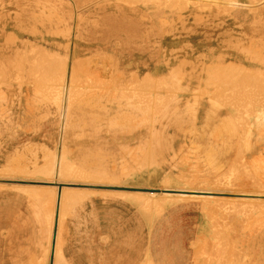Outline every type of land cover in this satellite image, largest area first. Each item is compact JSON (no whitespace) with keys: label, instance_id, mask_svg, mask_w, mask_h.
<instances>
[{"label":"rangeland","instance_id":"obj_1","mask_svg":"<svg viewBox=\"0 0 264 264\" xmlns=\"http://www.w3.org/2000/svg\"><path fill=\"white\" fill-rule=\"evenodd\" d=\"M7 1L8 0H0V34L4 35L0 41V64H2L0 69V122L4 123L1 119H3L2 116L6 115L5 110L7 112V110L12 108L24 110L31 109L32 107L39 109L38 113H44L46 111V113L51 112L52 114H56L61 120V111L59 110V104L57 108L54 93L59 88V78L62 75V71H65V66L67 68L72 59L75 63L72 82L74 87L78 88L80 91L77 98H80V100L83 98L86 99L90 94L96 95L97 98L100 93H104L106 96H110L106 97V101L104 100V103L107 104V108H109L114 106L116 102H119V100H114L112 98L111 95L113 93H117L123 97V105L120 108V113L117 112L115 117L113 116L114 112L108 114V110L107 112L101 110L102 115H97L95 119H92V113L95 115V113L98 112L93 110L94 105L89 104L86 107L84 115V126L79 128V130H84L80 131V133H84L85 137L90 136L91 138V132L94 131L93 126L103 125L102 129H100V135H97L96 138L99 141L107 139L108 142L106 144L108 146L105 149L97 150L95 147H88L84 150L85 152L94 151L107 155L109 161L111 160L110 165L115 164L116 170L121 176L117 179H98L97 181H93V178H81L78 174H74L76 176H60L55 178L54 168L51 173L45 172L43 175L35 176V170L40 167L37 165L38 162L44 163L49 156L55 153L58 154L61 135L57 131L55 134L56 137H54L53 134L43 139H29L23 137L20 141L21 145L17 146L14 154L11 153L9 156L7 155V161L22 163L23 167L21 169H2L0 173V182L17 179H43L47 182L57 181L62 183L63 186L68 185L76 189L90 186V183L95 182V184H103L104 182L106 184H119L121 185L120 187L123 186L131 189H158L161 193H157V197L154 196L152 202H163L164 200L161 199L165 195L162 193V189L166 187L180 188L183 187V185L190 187V185L183 183L179 185L171 183L169 184L170 186H167L168 184H166L165 181L168 176H171L173 180L174 178L181 180L183 175L184 177L190 175L193 177L194 181L197 182L211 180L207 177L201 178L204 175L201 167H203L208 160H206L207 152L201 150L202 144L200 140L202 139L196 132L198 127L195 129L196 131H192L193 128H191L189 123H182V121L177 122V120L180 119L175 117L174 114H167L165 111L164 113H158L165 107L171 110L174 103V101L168 100L166 97L163 98L161 102H158L160 100L157 98L159 93L163 94V96L165 93L166 96H168L172 94L175 87L179 85H184V87L188 86L187 81L190 79L193 88L197 89L201 86L200 90L196 92L204 93V89L211 91L213 96L224 106L221 107V110L223 114H226V112H224L226 111V107L231 110L232 108H240V106H236V103H231L232 98H237L233 94L234 89L239 85L242 86V84L243 86H246V84L249 86L251 84L250 88L248 87V89H250L249 91H251L249 97L253 96L251 100L247 101L250 105L252 104V106H247L249 118L256 120V118L261 116L264 112V98L261 97L264 96V92H262L264 91V79L261 78L264 76V0H241L240 7L246 12L245 16L248 19H252V23H256L253 31L250 26L247 25L250 32H246V29H244L245 27L239 24L234 16L229 15L228 12L235 10L231 8L232 5H218V0H210V3H196V0H61V2L57 3L50 2L51 0H9L11 4L15 2V4H13L15 10H8L6 8ZM103 4L108 5L110 10L87 9L88 6L99 7ZM255 4L258 5L256 8H254ZM141 7L148 9L153 7V13H157V17H154L150 12L144 11ZM114 8L116 10L121 9L124 12L126 11L125 8L132 12H138L135 16L128 14V12L125 13V15L128 14V18L133 19V22L125 23L126 25L132 24L131 27H128V29L132 30V33H130V35L126 31L122 33V37L126 41L124 47H126L128 51L141 52L139 53L142 54L139 56L140 58H153L156 61L157 59H173V64L183 62L186 72L179 73L181 78L180 82L177 79L174 83L163 82L166 80L170 81L168 75H159L157 79L154 78L153 80L143 79L146 73L152 70V67H155V65H150L151 67L142 66L139 68V71L137 70L139 73L135 74H139V79L143 80L140 81L141 83L139 81L134 83V80L138 78L135 75L116 70L115 66L118 64L117 60L104 54L105 52H102L101 49H99L100 52L97 50L89 52L87 56L77 57V55L74 58L71 57V44L77 35L80 36L77 40L83 42L82 45H88L92 36L96 37V35L103 34L104 31L110 32L112 39H116L114 36L115 27L123 29L124 27L121 23L114 22L113 17L116 16ZM104 12L107 14V18H104ZM245 16L243 15V17ZM8 18H11L14 25L7 26ZM152 18L154 22L151 21ZM23 36H30L32 38L37 37L40 38V40L36 42H24L20 39L23 38ZM116 36L119 37L121 35ZM128 37H130V39H128ZM54 39H57L56 43L53 41ZM142 44H144V47H142ZM123 49L125 50V48ZM244 49H248L250 58H245ZM236 54H238L239 57L236 56ZM9 59L12 65L7 63ZM231 61H235L238 64L244 62V64L252 65V69H254H251V71H255L258 74L262 73L263 76L261 74L255 75L254 72L250 75L249 72H247V70L250 69L246 71L242 69L243 71L240 72L241 75H243L242 78L239 74L233 75V72L224 74V68L218 67V62L225 66L228 64H236ZM241 66L244 65L241 64ZM22 68H27L26 72L20 73L23 79H14L13 77L17 74L16 71ZM5 69L11 72L6 73ZM167 69L168 67L162 65L161 69L159 68V73L165 72ZM243 72L247 75H244ZM201 76L205 78L204 81L200 83L196 81V78ZM249 76L254 79L256 76H261V80L257 77L255 79H258L257 81H250L251 78ZM237 77L240 78V84L238 83ZM253 86L256 89L253 88ZM184 87L182 88L184 89ZM178 89L177 87L176 90ZM255 90L258 94L262 93L259 96L256 93L257 96L262 99H256L258 97L255 95ZM235 91H237V89ZM184 92H186V90H184ZM138 94L144 95L145 101H148L147 105H143L139 102L140 99L137 97ZM26 101L28 106L24 105ZM255 102L256 104L253 105ZM19 103L22 106H17V104L20 105ZM162 103L164 104L162 105ZM12 104L16 105V107L12 106ZM254 107L258 110L255 109L254 111ZM112 118L116 120H110ZM112 123L116 125L112 127ZM198 124H201L200 121ZM154 126L156 129H152ZM86 128L91 131H85ZM108 128H122L127 130L132 128V131H137V137L133 140L129 138L124 140V137L119 138L118 135L115 136L116 133L112 131V129L111 131H107L106 129ZM239 132L242 134L239 137V141L241 137L245 139L249 135V131L246 132V130ZM90 138L88 140H90ZM175 139H177V141H175ZM210 140L212 142V138H210ZM6 141H8V139H6ZM28 141H34L36 143H29ZM43 142L45 143L41 145L40 143ZM5 145L7 146V144ZM247 148L248 146L242 143L240 145L237 144L234 150H239L243 154L248 153ZM130 150L132 151L131 153L129 152ZM239 155L241 154L233 153L232 161L222 162L225 164L226 168L224 172L230 169V165L234 163L235 160L239 159ZM113 158H116V161L114 159L115 162ZM154 158L157 159L158 164H153L151 162V159L154 160ZM249 159V165L256 175V177L253 178L256 181L252 182L254 181L253 178H250L243 170H238L240 168L236 167V170L231 172L233 185L228 186V188L231 187V189H226V192H250L247 191V187L251 186L249 189H253L254 187L257 189L260 186L259 184L264 183V169H255L256 165L253 163L254 160L251 157ZM32 164L36 165L34 166L35 170L25 169V166L29 167L32 166ZM181 166L186 167L183 169L182 173H178L176 170ZM215 166L218 168V164H215ZM122 171H124L123 175L121 174ZM172 172H176L177 174ZM64 175L66 174L64 173ZM219 175L218 173V177ZM249 182H251L252 185L256 184V186L252 188ZM246 183L249 185L246 186ZM95 195L116 194L104 192ZM117 196L125 199V197L120 194ZM131 201L145 213H157L154 206H151L153 209H149L147 204L144 206V204L139 205L134 200ZM168 204L169 203H167V205ZM164 206H166V204ZM229 209L230 208L221 211L223 212L221 215L218 214L221 213L218 211V213H212L213 215H220V217L218 216L219 218L210 215L213 211L210 213L207 212L209 214L207 216L206 210L204 209V224H202L204 227L201 232H205V235H203V237H205L210 236V232L213 231L214 239L212 236H210L211 238L206 237L208 239L207 241L206 238L202 237L203 239L201 241L205 239L208 242V244H204L205 241L202 243L198 238L196 242V255L198 251V242H200L199 245H206L204 248H207L206 250L208 251L211 247L213 252H216L218 246L222 242L220 245V247L222 246L221 251L228 254L227 256L230 258L226 257L224 254L226 259L217 261L215 254L209 251L211 254L209 255L210 258L207 260H212L211 256H213V253V258L215 257L214 261L216 260L217 264H225L226 262L228 264H244L246 260L244 257L243 259L241 257L244 255V252H247V249H243V247H248L244 242L245 238H247L246 232L251 227L250 223L260 218V223L257 225V232L260 237H264V217L262 215L256 217L258 214H262L261 212L248 217L247 214H243L244 216H242L241 211L238 209H236L235 212ZM237 210L239 211V215L236 212ZM68 211L69 209L66 213ZM215 211L216 210H214V212ZM218 219L221 221H218ZM230 220L232 222L234 221V226H232ZM247 220L248 222H246ZM239 221L241 222L239 223ZM212 222L215 226L218 225L217 228L220 227V230L215 228V226L211 227L213 226ZM220 222H222V224L224 223L223 226L221 225L222 229L223 227L226 228V225L228 226L227 229L224 228L222 231L219 225ZM210 227L218 231L211 230ZM231 230L233 231L232 233ZM219 231L222 232L220 233ZM216 234L218 235L216 236ZM215 236L218 237V241H216ZM210 239H212V243ZM208 245H210L209 249L207 247ZM213 245L217 248L215 251L213 250L215 249ZM196 255L195 260L197 264L199 261ZM208 261H204L203 264L212 263H208ZM216 262L214 263L216 264Z\"/></svg>","mask_w":264,"mask_h":264},{"label":"crops","instance_id":"obj_2","mask_svg":"<svg viewBox=\"0 0 264 264\" xmlns=\"http://www.w3.org/2000/svg\"><path fill=\"white\" fill-rule=\"evenodd\" d=\"M50 2L57 3L61 0H51ZM12 3L15 4V2ZM13 4L8 0L6 8L15 10ZM87 9L109 11L110 7L103 4L99 7L88 6ZM141 9L157 17V13H153V7L149 9L141 7ZM125 10L124 12L121 9H115L116 16L113 17V20L121 23L124 27V29L115 27V40L112 39L110 32L104 31L103 34L96 35V37L92 36L88 45H82L83 42L77 40L80 38L77 35L71 44V57L74 58L77 55V57L87 56L89 52L95 50L100 52L99 49H101L102 52H105L104 54L117 60L118 64L115 67L118 71L135 75L139 79V74L135 73H139L140 67L155 65L152 70L146 73L143 79L153 80L154 78L157 79L159 75H168L170 78L168 82L174 83L176 79L180 82L179 73L186 72L183 62L173 64V59H157L156 61L153 58H140L139 56L142 54L139 53L141 52L128 51L124 47L126 41L123 39L122 33L124 31L129 35L132 33V30L128 29L132 24H125L133 22V19L128 18V14L135 16L138 13L126 8ZM126 12L128 14L125 15ZM228 13L245 27L246 32H250L247 26L248 20H244L236 11ZM103 16L107 18L105 12ZM151 21L154 22L153 18ZM251 24L254 23L251 22ZM9 25H14L11 18H8L7 21V26ZM116 35L121 36L117 37ZM3 37L4 35L0 34V41ZM20 39L24 42L40 40V38L30 36H23ZM53 41L56 43L57 39ZM142 47H144V44H142ZM243 51L245 52V58H250L248 49ZM236 56L239 57L238 54ZM231 62L237 65L228 64L225 66L218 62V67L224 68V74L238 69H250L248 71H251L253 67L244 64V62L239 64L235 61ZM7 63L12 65L10 59ZM74 64L71 59L68 67L65 66V71H62L59 78V88H56L57 90L54 93L57 108L59 104V110L61 111V120L56 114L46 113V111L38 113L39 109L33 107L24 110L12 108L7 112L5 110L6 115L2 116L3 119H1L4 123L0 122V173L2 169H21L23 167L22 163L7 161V155L14 154L17 146L21 145L20 141L23 137L43 139L52 134L56 137L55 134L58 131L61 135L58 154L55 153L56 155L49 156L44 163L38 162L37 165L40 167L37 170H35L34 166L36 165L34 164L32 166L28 165L29 167L25 166V169L35 170V176H40L45 172L51 173L54 168L55 178L68 177L67 172H64V165L67 166L66 159L77 169L89 173L93 177L99 179L120 178L121 175L116 170L115 164L110 165L111 160L109 161L107 155L94 151L85 152L84 150L88 147H95L99 150L108 146L106 144L107 139L99 141L96 138L97 135H100V129L103 125H92L94 131L91 132V138L90 136L85 137L84 133H80L84 130H79V128L84 126V115L89 104L94 105L93 110L98 112L95 115L92 113V119H95L97 115H102L101 110L106 112L108 110V114L114 112L113 116L115 117L117 112L120 113L123 97L113 93L112 98L119 100V102L109 108H107L104 100L106 101V97L110 96H106L104 93L97 94V98L94 94H90L86 99L80 100V98H77L80 91L74 87L72 82ZM241 64L244 66H241ZM162 65L168 67V69L159 73V68L161 69ZM234 67L236 68L234 69ZM26 70L27 68L17 70V74L13 78L16 80L23 79L20 73L22 74ZM5 72L10 73L11 71L6 70ZM204 78L202 76L197 77L196 81L201 83ZM138 79H135L134 83L143 80ZM187 82L188 86L181 85L184 89L180 85L177 86L180 91L170 99L174 101L172 109L169 110L165 107L158 113H164V111L167 114L172 113L180 119L177 122L189 123L193 128L192 131L197 130L196 132L202 139L200 140L201 150L207 152L206 160H208V164L206 163L201 167L204 173L201 178L207 177L212 181L218 178V168L225 171V164L222 162L232 161L233 153L238 152V150H234L235 146L227 154L221 152L222 159L219 163L218 135L222 134L221 132L224 133L228 126L236 121V118L228 107L224 111L226 114H223L221 107L224 106L213 96L211 91L204 89V93L196 92L200 90L201 86L196 89L191 86L192 81L190 79ZM177 87L175 88L177 89ZM137 97L140 99L141 104H148L144 95L138 94ZM157 98L160 99L159 95ZM24 105L28 106L27 101ZM12 106L16 107L14 104ZM17 106L22 105L17 104ZM113 119L116 120L115 118L110 120ZM199 121L200 125L198 124ZM115 125V123H112V127ZM109 126L111 127L110 124ZM197 127L198 129H196ZM252 127L248 130L249 133H253L254 129ZM111 129L106 130L111 131ZM152 129H156V127L154 126ZM238 130L239 128L236 127L234 133L233 127H231V135L229 136L232 139H239ZM85 131L91 130L86 128ZM112 131H115V136L124 137V140L127 138L133 140L137 137V131H132V128H129V130L112 129ZM89 138L90 140H88ZM210 138H212V142ZM28 142L36 143L34 141ZM44 143L40 144L43 145ZM246 145L248 146L247 149L254 150L249 147L248 137ZM256 152L257 154H264V150ZM247 158L249 159V157ZM114 159L116 161V158H113V161ZM151 162L158 164L156 158L151 159ZM215 164H218V168ZM185 167L181 166L176 171L182 173ZM124 171H122V175ZM172 173L177 174L176 172ZM103 184L90 183V186L76 189L68 185L63 186L62 183L57 181L47 182L43 179H17L0 182V264H196V242L200 235H205V232H201L204 227L202 225L204 224V200L202 198L192 197L177 201L166 205L159 213L148 214L131 200L117 196L119 194L86 196L89 190L104 188ZM118 188L122 190L134 189L132 191L160 192V190L152 188H150L151 190L149 188L131 189L123 186ZM64 191L71 192L72 198L65 206V213L68 209L69 211L62 218L64 205L61 197ZM59 252H61V257L58 256Z\"/></svg>","mask_w":264,"mask_h":264},{"label":"bare ground","instance_id":"obj_3","mask_svg":"<svg viewBox=\"0 0 264 264\" xmlns=\"http://www.w3.org/2000/svg\"><path fill=\"white\" fill-rule=\"evenodd\" d=\"M137 1H140V0H137ZM210 0H196L195 2L196 3H210L209 2ZM214 1V0H213ZM211 1V2H213ZM217 1V0H216ZM223 1V2H222ZM227 1V2H226ZM218 5H221V6H225L226 4L228 5H232L231 8H234L235 10H231L232 12L236 11L240 17H242L244 20H248V26H250V28L254 29V25L255 24H251V20L252 19H248L246 16H245V11L240 7L241 6V0H218ZM216 3V2H215ZM264 3V2H263ZM258 5L255 4L254 5V8H256ZM186 7V5H185ZM253 7V6H251ZM242 12V13H241ZM253 14V13H252ZM243 15L245 17H243ZM236 67H234L235 69ZM241 68V67H239ZM238 69V68H237ZM231 70V69H230ZM243 70H234L233 71V75H237L239 74V76H242L240 72H242ZM246 71V70H245ZM232 70L229 72L231 73ZM249 74L251 75V73H255V75H262V73H257L255 71H248ZM227 73V74H229ZM244 73V72H243ZM246 73H244L245 75ZM247 75V74H246ZM253 75V74H252ZM245 77V76H244ZM250 77V76H249ZM259 77L258 79H260L261 76H256V78ZM236 78V77H235ZM234 78V79H235ZM238 78V77H237ZM247 78V77H245ZM251 78V77H250ZM249 78V79H250ZM255 78V79H256ZM262 79H264V76L261 77ZM233 79V80H234ZM244 79V78H243ZM254 78H251L250 81H254L255 80ZM257 79V80H258ZM237 80V79H236ZM235 80V81H236ZM239 80L240 78H238V83H239ZM245 80V79H244ZM255 80V81H257ZM261 80V79H260ZM242 81V80H241ZM254 81V82H255ZM163 82H166V83H169L167 80L166 81H163ZM263 82V81H262ZM232 83V82H231ZM237 83V82H236ZM246 83V82H245ZM253 83V82H252ZM257 84H259L258 82H256ZM234 84V83H233ZM240 84V83H239ZM242 84V83H241ZM255 84V83H254ZM235 86H237L236 84H234ZM251 85V84H250ZM250 85L248 86V84H246V86L242 84L237 86L236 89L237 91H235L236 89H234V96L237 97L236 99L235 98H232V102L231 103H236V106H240V108H232V112L233 114L235 115V118H236V121L233 122V124H230L228 126V129L226 131L221 132L222 134H219L218 135V145H219V149H218V161L220 162L221 159H222V154H227L228 152H230L234 146H236L237 144L240 145V144H247V138H240V141L238 138L236 139H232L231 136V127H233V130H234V133L236 131V127L239 128L238 130V135L240 134V136L242 135L239 131H244L246 130V132L252 127V129L254 128V131L253 133H249V135L247 136L248 137V144H249V147H251L252 149H254L253 151H251L250 149H248V153H241L239 150L237 153H240L241 155H239V162L238 160H235L234 163H232L230 166V169L227 170L226 172L222 171L221 169L222 168H218V173L220 174L218 178L212 180V181H206V182H197V181H194L193 177L190 176V175H186L184 177V175L181 177V180H177V179H171V176H168L166 178V184H168L167 186H170L169 184L171 183H175V184H188L190 185V187H186L185 185H183V187H180V188H172V187H166L164 189H162V193L165 195L162 197L161 200H164L163 202H159V201H155V202H152L153 200V197L156 196L157 193L159 192H156V191H132V190H122L118 187L120 186H117V185H114V184H103V186H105L104 188H101L100 189H94V190H89V192L86 193V196H91V195H94L96 193H115V194H120L122 195L123 197L125 198H128V199H131V200H134L135 202H137L139 205H142L144 204V206L147 204L149 206V209H153L151 208V206L155 207L156 208V212H161L163 209H164V205L167 203L171 204V203H174V202H177V201H181V200H184V199H189V198H192V197H200L204 200V210L206 213L207 212H211L210 215L212 216H217L216 218H219L221 214H223V212L221 211H224L228 208H230L231 210H233L235 212L236 209H238L239 211H241L242 213V216H244L243 214H247L248 217H251L253 215H255L256 213H259L261 212L262 214H258L256 217L258 216H263L264 217V183L262 184H259V188H253V186H256V184H253L251 182H249L251 185H252V188L253 189H249V187H247V191H250V192H245V193H241V192H226L225 190L226 189H231V187L228 188V186L230 185H233V180L231 179V175L232 173L231 172H234V170H236V167H239L240 169L238 170H243V172H245L247 174V176H250V178H253V177H256V175L254 174V172L252 171V168L251 166L249 165V159L247 157H251L252 159H254L253 163L256 165L255 166V169H264L263 168V165H264V155L262 153H258L256 151H262L264 150V112L261 114V116H258L256 118V120H253V118H249V111H248V108L247 106L250 105L247 101L251 100L252 99V96L249 97V93L251 91H249L250 89H248V87L250 88ZM255 86V85H254ZM253 86V88H255ZM257 86V85H256ZM263 86V85H262ZM234 87V86H232ZM258 87V86H257ZM231 88V87H230ZM260 88V87H259ZM175 90H173L172 94H169L168 96H166V94L164 93V96L163 94H160L159 93V97H160V102L162 101L163 98H167L168 100L173 98L175 95H177L176 92H179L178 90H176V88H174ZM256 89V88H255ZM253 90V89H252ZM258 91V90H257ZM253 92V91H252ZM255 92V95L257 96L258 92H256V90L254 91ZM264 92V91H262ZM257 93V94H256ZM262 94V93H259L258 96ZM254 95V96H255ZM264 95V94H263ZM232 96V95H231ZM257 96V97H258ZM171 97V98H170ZM227 97V96H226ZM264 98V96H261ZM224 98V97H223ZM255 98V97H253ZM260 97L256 98V99H259ZM235 99V100H233ZM262 99V98H260ZM255 100V99H254ZM258 101V100H257ZM254 102V101H253ZM259 102V101H258ZM257 102V103H258ZM263 102V101H262ZM256 102L253 104L255 105ZM260 104V103H259ZM257 104V105H259ZM263 105V104H262ZM252 106V104L250 105ZM256 107H254V111H255ZM258 110V109H256ZM258 113V112H256ZM255 115V114H254ZM253 124V125H252ZM244 139V141H243ZM221 147V148H220ZM249 160V161H248ZM65 162H66V165H64V172H67L68 174V177H70L71 175L72 176H76L77 174L79 176H81V178H93L92 180H98L99 178H96V177H93V175L89 174V173H85L79 169H77L74 165H72L70 162H68V160L65 159ZM238 163V164H237ZM252 163V162H251ZM236 164V165H235ZM253 164V165H254ZM235 168V169H234ZM221 171V172H220ZM133 173V172H132ZM261 173V172H260ZM76 174V175H74ZM264 174V172H263ZM184 177V178H183ZM183 178V179H182ZM233 178V176H232ZM244 178V176H243ZM102 179V178H101ZM179 179V178H178ZM261 179V178H259ZM254 180V178H253ZM256 180L252 181V182H255ZM264 181V180H263ZM245 182V181H244ZM95 183V182H94ZM104 183V182H103ZM259 183V182H258ZM192 185V186H191ZM216 185V186H214ZM246 186H248L249 184L246 183L245 184ZM185 186V187H184ZM218 186V187H217ZM199 188V189H198ZM233 188V187H232ZM66 189V188H65ZM90 189V188H89ZM215 189V190H214ZM218 189V190H216ZM88 190V189H87ZM245 190V189H244ZM63 191V190H62ZM228 191V190H227ZM254 192V193H253ZM55 193H56V190H55ZM161 193V192H160ZM57 195V193H56ZM162 196V195H161ZM160 196V197H161ZM55 197V196H54ZM61 197V196H60ZM157 197V196H156ZM62 200H63V205H64V213H63V216L62 218H64L65 216V206L67 205L68 201L71 200L72 198V195H71V192H68V191H64L63 195H62ZM41 199V198H40ZM61 200V199H60ZM44 201V200H43ZM52 202V201H51ZM54 202V201H53ZM138 205V206H139ZM147 206V207H148ZM49 207V206H48ZM49 209V208H48ZM60 209V208H59ZM148 209V210H149ZM229 209V210H230ZM214 210H216L214 212ZM236 211L239 215V211ZM221 212V213H218V212ZM218 213L220 215H213L214 213ZM213 213V214H212ZM229 213V211H228ZM225 214V213H224ZM236 214V213H235ZM209 214L207 213V216ZM219 216V217H218ZM237 216V215H236ZM54 217V216H53ZM229 217V216H228ZM235 217V216H233ZM226 218V216H225ZM214 219V217H213ZM238 219V218H236ZM227 220V219H225ZM234 220V219H233ZM218 221H221L220 219H218ZM231 221V220H230ZM237 221V220H236ZM229 222V221H228ZM232 222V221H231ZM230 222V223H231ZM241 221H239L240 223ZM248 222V220L246 221ZM53 223V222H52ZM234 221L231 223L232 226L233 225ZM244 223V222H243ZM258 223H260V218L258 219H255V221L251 222L250 225V229L249 231L246 233L247 234V238H245L244 242L247 244L248 247H243V249H247L246 251L247 252H244V255L241 257L243 259L246 260L244 264H264V237H260L258 232H257V225ZM213 224V222H212ZM218 224V222H217ZM224 224V223H223ZM222 222H220V226L222 225ZM229 224V223H228ZM246 224V223H245ZM244 224V226H245ZM58 225V224H57ZM237 225V224H236ZM235 225V226H236ZM211 226V225H210ZM215 224H213V226L211 227H214ZM222 226H221V229H222ZM53 227V226H52ZM210 227V229H211ZM218 225L215 226V228H217ZM227 225H226V228L223 227V229H227ZM238 227V226H237ZM211 229V230H217V229ZM235 228V227H234ZM222 229V231H223ZM238 229V228H237ZM220 230V229H219ZM230 230V228H229ZM232 230H236V229H232ZM231 230V233L233 232ZM239 230V229H238ZM208 231V230H207ZM218 231V230H217ZM216 231V232H217ZM222 231H219L220 233ZM228 231V230H226ZM224 231V232H226ZM213 231L210 232V236H212V238L214 237V233H212ZM223 232V233H224ZM241 232V231H240ZM229 233V232H228ZM207 234V233H206ZM203 235V234H202ZM199 236V240L201 241L203 238H211L210 236ZM218 234H216L217 236ZM215 236V237H216ZM203 237V238H202ZM227 237V236H226ZM201 238V239H200ZM206 238V239H207ZM214 239V238H213ZM216 241H218V237L215 238ZM212 239H210V242H211ZM205 241V242H204ZM204 241H201L202 243L204 242V244H208V239L207 241L204 239ZM224 241V240H223ZM213 242V241H212ZM211 242V243H212ZM214 243H215V240H214ZM200 242H198V255H197V260L199 261L198 263L199 264H203L204 261L207 262L210 258V254L209 251L211 252L212 249L210 247L209 249V246L208 245V250H206L207 248H204V244H201L199 245ZM210 244V243H209ZM222 244V242H221ZM220 244V245H221ZM220 245L218 246V249L213 245V249L214 251L216 250V252H213L215 254V257L217 259V261H223L225 260V255L226 257H229L227 256L228 254H225V252H222V246L220 247ZM228 247V245H227ZM226 249V248H224ZM209 253V254H208ZM212 253V255L214 256V254ZM225 254V255H224ZM58 253L56 254V257H57ZM232 255V254H231ZM61 257V252H59V255ZM212 257V260L208 261L209 262H212L211 264H213L214 262H216V260L214 261V258ZM239 256V255H238ZM232 257V256H231ZM230 258V257H229ZM58 259V258H57ZM239 259V258H238ZM241 259V260H242ZM202 260V262H201ZM207 260V261H206ZM240 260V261H241ZM249 260V261H247ZM232 261V260H231ZM197 263V264H198ZM231 263V262H230ZM210 264V263H209ZM215 264V263H214ZM217 264V262H216ZM223 264V263H222ZM225 264H228L227 262ZM232 264V263H231Z\"/></svg>","mask_w":264,"mask_h":264}]
</instances>
